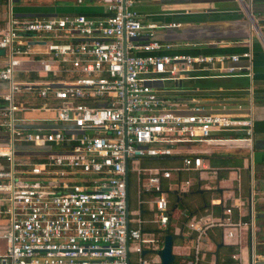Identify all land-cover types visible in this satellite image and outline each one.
I'll return each instance as SVG.
<instances>
[{
	"label": "built area",
	"instance_id": "2783aa9c",
	"mask_svg": "<svg viewBox=\"0 0 264 264\" xmlns=\"http://www.w3.org/2000/svg\"><path fill=\"white\" fill-rule=\"evenodd\" d=\"M14 1L0 0V264H131V254L136 264L151 254L159 264L163 236L143 226L163 230L173 213L169 191L185 193L193 181L207 187L201 182L217 170L209 157L228 152L200 144L245 150L252 174L251 116L170 100L163 84L211 70L248 75L250 53L158 54L172 45L154 39V29L177 24L144 23L135 0H74L98 4L102 14L48 17L16 16ZM151 157L173 164H146ZM250 193L245 219L243 203L225 207L220 198L209 201L221 205L219 215L186 216L193 236L183 264L202 259L200 240L213 227L225 244L245 239L246 264L264 262V252L254 253Z\"/></svg>",
	"mask_w": 264,
	"mask_h": 264
},
{
	"label": "crops",
	"instance_id": "0c3cea01",
	"mask_svg": "<svg viewBox=\"0 0 264 264\" xmlns=\"http://www.w3.org/2000/svg\"><path fill=\"white\" fill-rule=\"evenodd\" d=\"M60 2L56 13L55 2ZM20 3L14 12L19 14L32 13V17H48L51 15H70L87 13L101 15L102 7L93 2L76 3L74 0H36ZM245 6L256 23L251 26ZM21 7V8H20ZM24 7H28L25 9ZM134 9L144 23L155 25L177 24L171 27H156L154 39L168 42L172 47L157 52L168 54L197 55H230L245 51L251 55L248 75L213 76L215 71H208L206 78L184 79L169 93L180 98L176 101H195L207 111L224 112L235 118L250 115L252 118V165L258 172H264V0H135ZM1 11V10H0ZM138 54H143L138 51ZM2 59L0 58V65ZM225 64H229L226 62ZM245 66L247 63L240 58L236 63ZM198 75V72H192ZM191 81V82H190ZM183 83L186 86L183 87ZM188 84V85H187ZM4 85L0 84V91ZM245 166V162L243 161ZM257 172L259 181L254 186L248 184L246 193L240 187L223 193L222 188L214 191L221 201H229L234 205L243 203L239 214L248 211V199L252 189L254 213H264V173ZM233 178L236 176L235 173ZM221 182V181H220ZM252 187V188H251ZM220 189V192L217 191ZM254 190L259 195L254 200ZM258 206V207H257ZM256 227L264 233V217H256ZM264 241V237H260ZM264 243V242H263ZM226 244H234L233 241ZM242 241L238 245V257L247 258V249ZM264 252L261 251V253ZM241 261V264H243Z\"/></svg>",
	"mask_w": 264,
	"mask_h": 264
},
{
	"label": "rangeland",
	"instance_id": "374dc122",
	"mask_svg": "<svg viewBox=\"0 0 264 264\" xmlns=\"http://www.w3.org/2000/svg\"><path fill=\"white\" fill-rule=\"evenodd\" d=\"M28 1L35 2L37 4L36 0H17V1H14L12 3L13 11L16 12L18 10V7H16L18 4L27 3ZM55 5H56L55 6L56 7V13L58 14L59 11L57 8L59 7L60 2L56 1ZM24 8L27 9L28 7H24ZM30 36H33V35H30ZM21 79H26V76L22 74ZM185 86H186V83H183V87H185ZM163 88L165 90L169 91V90H173L175 87L173 86V83H171V82H164ZM166 97L169 98L170 100L180 98V96H178L174 93H167ZM200 146H205L208 150L228 151V152H226V154H238V155H242V156L245 155V150H243V149H237L236 150L234 148H221V147L211 148V147L207 146L206 144H200ZM185 150L187 151L188 149L185 148ZM221 153H223V152H221ZM243 167H245V166L243 165ZM257 172H258V167L255 164H253L252 165V174L248 175V184L249 185L252 184V186H254V184L259 183V181L257 182V180H258V177L256 176ZM222 173H224L223 176L220 179H218L217 174H222ZM233 173H235V172L234 171H224V170L222 171V169L216 170V174L212 175V177H210L209 180L201 182L202 184L206 183L205 186H207V187H203L202 185H201V187H198L204 191L202 194L196 193L194 191L192 193H188L187 195L185 194L184 196H182L183 198L181 197L182 201L177 203L174 215L172 213V217L169 219V221L166 225V227L169 226L172 228L173 234L178 235V237L173 238V242H172L173 245H172L171 251L174 255H187L190 253V247L192 244L191 237L193 236V233L189 230L188 226L186 225L187 221H189L188 218L186 217V220H184V221L181 220V219H183V217L187 216L186 211H184V209H185L184 206H186L188 200L193 199L195 201L199 200L201 202L202 198L204 200H207V201L210 199H213V198H220V197H218V193L216 194L214 191L215 187H220V188L224 189L223 193H226L227 190L231 191L234 187H238L239 176H240V181H241V178L244 175V172L242 171V169H240V171H237V174L235 173L236 176L234 178L232 176V175H234ZM258 173L262 174L264 172H258ZM238 174H239V176H238ZM188 176L191 178L193 177V175H188ZM240 187H243V185L241 184ZM195 189H197V188L195 187ZM136 195H137V185H136L134 178L130 176L128 178V196H129V201L132 205L135 203ZM257 196H259V195L256 193V190H254V200L255 201H256ZM195 204H197V203L195 202ZM208 209H207V211L210 210V209L209 210ZM241 213H242L240 215L241 218L246 217L247 214L245 213V211H242ZM176 214H177V216H176ZM178 214L180 215L181 218L176 219L179 216ZM197 214L205 215V212L203 210L202 211L198 210ZM256 222L257 221H256V217H255L254 218L255 227L257 226ZM147 224L148 223H146L145 225H147ZM148 225H151V224H148ZM208 230L213 235V238H217L215 236V234L217 232L216 228H211ZM260 231H261V229H257V227H256V230L254 229V241H255L254 253L256 255H260L261 251L264 250V243H263L264 241L261 240V238H260V237H264V233L261 234ZM222 242H223V240H222ZM223 243H225V242H223ZM200 245H201V248L203 251L202 252V260H201L200 264L212 263L213 262L212 256H213L214 251H215V245L212 242L211 238L207 234H206V236L205 235L202 236V239L200 240ZM244 245H246L245 239L242 240V246H244ZM245 248L247 249V246H245ZM247 251H248L247 257H248L249 250H247ZM144 258L143 259L146 261L147 264H158V262H156L154 260L153 254L147 255ZM130 260H131V264H136V255L131 254ZM241 261H242V263L244 261V255L243 254H241ZM243 264H246V261Z\"/></svg>",
	"mask_w": 264,
	"mask_h": 264
},
{
	"label": "trees",
	"instance_id": "16d2710c",
	"mask_svg": "<svg viewBox=\"0 0 264 264\" xmlns=\"http://www.w3.org/2000/svg\"><path fill=\"white\" fill-rule=\"evenodd\" d=\"M82 14L91 15V14H87V13H82ZM145 163L148 165H152V166H169V165L173 164V159H172V157H164V158L151 157V158L147 159V161ZM209 163L211 166L215 167L217 170L222 169V171L223 170L224 171H234L236 174H237V171H240V169H242V171L244 172V175L240 181V176L238 174V176H239L238 187H240V185L242 184L243 187H240V190L242 193H246L247 188H248L249 171H248L247 167H243V156L242 155L222 154V155H217V156H211V157H209ZM223 174L224 173L217 174V178L220 179L223 176ZM187 175H192V173L183 174V177H187ZM195 187L197 188V183L195 181H193L191 183L189 189L184 193V195L185 194L187 195L188 193L194 192L196 190ZM203 192L204 191L202 190L201 193H199V192H196V193L202 194ZM141 197L144 198L145 196L142 195ZM182 198L180 199L179 202L182 201ZM174 200H175L174 192L169 191V193H168L169 209L173 206ZM209 201L210 200L207 201V200H204L203 198H202L201 202L199 200L195 201L193 199L188 200L186 206H184V208H185L184 211H186L187 216L194 215V214L195 215H201V214H197L198 210H201V211L203 210L205 213H208L210 211L213 216L219 215L220 210H221V205H219V204L218 205H210ZM195 202L197 204H195ZM225 204H224L225 207H228L230 205L229 201H225ZM175 209H176V206L173 210V215H174ZM207 209L209 211H207ZM176 216H177V214H176ZM232 216H233V218H236V216H237L234 208H232ZM179 218H181L180 215L176 219H179ZM242 219H245V217H243ZM181 220H183V221L186 220V216L183 217V219H181ZM166 228H167V232L169 234H171L173 236V238L178 237V235L173 234L171 227L167 226ZM213 228H216V230H217V232L215 234V236L217 238H213V235L209 232V230L206 231V234L211 238L214 245H216L217 243H219L221 241V229L217 228V227H213ZM143 230L157 231V235L159 238H162V236H163V234L161 233L163 230L158 229L157 227H155V225H152V224L151 225H148V224L144 225ZM237 253H238V245L237 244H224V245L217 248L216 253H215V258H214L213 262L210 264H232L234 262V260L232 259L231 256L233 254H237ZM187 257H188V255H185V256L184 255H174V259H173V262L171 264H183L181 262V259H183V258L186 259ZM201 260L202 259L197 260L196 264H200Z\"/></svg>",
	"mask_w": 264,
	"mask_h": 264
},
{
	"label": "water",
	"instance_id": "95a60500",
	"mask_svg": "<svg viewBox=\"0 0 264 264\" xmlns=\"http://www.w3.org/2000/svg\"><path fill=\"white\" fill-rule=\"evenodd\" d=\"M245 11L247 12L248 14V18L250 20V24L252 27H254L255 29L257 28L256 27V23L255 21L253 20V18L251 17L250 15V11H248V8L245 6ZM21 16H24V17H32V16H36L32 13H24V14H19ZM34 42V41H31V43ZM3 55V50L0 49V56ZM218 192H220V189H217ZM195 192H199L201 193L202 192V189L198 188L195 190ZM174 194H175V200H174V203H173V206L169 209L168 211V214H171V212L174 210L175 206L177 203H179L181 197L184 195V193H180V192H177V191H174ZM255 217H264V213H256L255 214ZM163 233V242H162V246L160 249H158L156 251L157 255H158V259H159V264H171L173 262V259H174V254L172 253V242H173V236L171 234H169L167 232V228L165 227L162 231ZM225 243L222 242V240L217 243L215 245V251H214V258H215V253H216V250L218 247L224 245ZM144 253V251L142 252ZM257 264H264V262H257Z\"/></svg>",
	"mask_w": 264,
	"mask_h": 264
}]
</instances>
